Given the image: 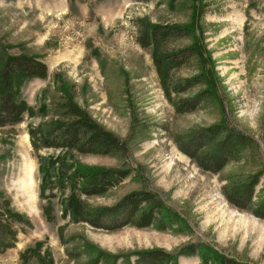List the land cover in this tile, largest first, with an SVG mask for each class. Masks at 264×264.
I'll use <instances>...</instances> for the list:
<instances>
[{"label":"rangeland","instance_id":"obj_1","mask_svg":"<svg viewBox=\"0 0 264 264\" xmlns=\"http://www.w3.org/2000/svg\"><path fill=\"white\" fill-rule=\"evenodd\" d=\"M139 19L189 28L192 37L174 44L201 46L204 63L174 75L206 74L212 102L175 112L174 94L161 82L151 51L137 41ZM0 42L10 54L33 55L47 65L45 78L26 79L20 88L31 113L0 126V205L23 220L14 221L16 242L0 253V264H86L101 253H175L190 243L264 264V218L235 207L224 194L230 180L262 171L254 201L264 198V0H0ZM62 100L80 106L123 150L36 151L28 126L60 118L53 113ZM216 122L252 137L254 145L212 173L184 154L174 137ZM110 167L129 168L132 176L101 195H82L65 178ZM144 189L177 216L172 227L94 228L74 220L67 204L73 198L77 209L95 210ZM178 260L201 264L197 253Z\"/></svg>","mask_w":264,"mask_h":264},{"label":"trees","instance_id":"obj_2","mask_svg":"<svg viewBox=\"0 0 264 264\" xmlns=\"http://www.w3.org/2000/svg\"><path fill=\"white\" fill-rule=\"evenodd\" d=\"M138 27L137 41L143 48L151 51L161 82L169 90V94H174L171 101L177 114L198 110L214 100V90L206 86L209 83L206 74L183 78L174 75L184 67L204 63L201 46L192 43L176 47L174 44L178 39L192 37L187 26L139 19ZM46 76L47 65L41 58L29 54H10L8 48L0 42L1 127L18 124L24 120L25 114L31 113L20 88L26 79ZM198 85H202L198 92L182 96ZM56 108L53 114L60 115V118L51 119L46 125L43 123L28 126L30 141L36 151L55 149L107 155L123 150L120 140L88 116L76 103L62 100ZM174 139L184 154L202 170L212 173L221 172L228 163L252 151L254 145L252 137L223 122L188 129ZM129 176H132L129 168L110 167L94 171L78 170L65 178L72 185H79L82 195L96 196L118 186ZM261 177L262 171H257L245 179L230 180L224 194L235 207L264 218V198L254 201L256 186ZM61 179L63 177L59 178ZM67 204L76 216L74 220L104 230H117L125 226H155L165 230L177 222L174 212L155 193L146 189L131 191L115 205L102 206L95 210L77 209V200L73 198L68 199ZM14 221H23L22 216L14 212L8 204L0 205V253L15 245L18 231L13 226ZM196 253L201 258V264H247L211 251L198 243L184 245L175 253L163 248L121 254L101 253L86 264H180L179 256Z\"/></svg>","mask_w":264,"mask_h":264}]
</instances>
